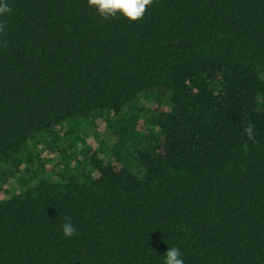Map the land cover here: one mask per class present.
Listing matches in <instances>:
<instances>
[{"label": "trees", "instance_id": "1", "mask_svg": "<svg viewBox=\"0 0 264 264\" xmlns=\"http://www.w3.org/2000/svg\"><path fill=\"white\" fill-rule=\"evenodd\" d=\"M2 2L0 264H264V0Z\"/></svg>", "mask_w": 264, "mask_h": 264}, {"label": "clouds", "instance_id": "2", "mask_svg": "<svg viewBox=\"0 0 264 264\" xmlns=\"http://www.w3.org/2000/svg\"><path fill=\"white\" fill-rule=\"evenodd\" d=\"M90 7L95 8L97 13L104 19L122 16L129 21L136 22L143 18L147 8L153 0H87ZM10 11L7 4L0 0V14ZM4 24H0V30H3ZM251 135V129H248ZM64 235L68 238L76 234V228L71 220H66L61 225ZM164 257V264H185L182 252L178 247H169Z\"/></svg>", "mask_w": 264, "mask_h": 264}, {"label": "rangeland", "instance_id": "3", "mask_svg": "<svg viewBox=\"0 0 264 264\" xmlns=\"http://www.w3.org/2000/svg\"><path fill=\"white\" fill-rule=\"evenodd\" d=\"M102 137H103V138H108V137H107V134H102Z\"/></svg>", "mask_w": 264, "mask_h": 264}]
</instances>
